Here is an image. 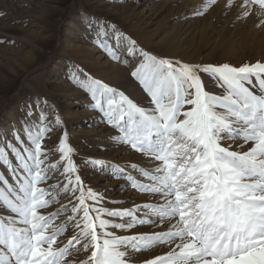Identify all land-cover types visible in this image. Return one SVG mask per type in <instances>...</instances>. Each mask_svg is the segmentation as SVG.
<instances>
[{"label":"snow or ice","instance_id":"snow-or-ice-1","mask_svg":"<svg viewBox=\"0 0 264 264\" xmlns=\"http://www.w3.org/2000/svg\"><path fill=\"white\" fill-rule=\"evenodd\" d=\"M216 2L208 0L193 15H204ZM232 6L233 0H227L226 9ZM253 16L264 17V0H242L237 19ZM257 27H264V19ZM96 43L112 60H119L122 51L133 58L130 77L143 100L82 70L80 86L92 110L118 131V142L150 162L146 169L132 166L143 181L122 169L119 175L130 188L161 202L106 208L104 196L78 173L66 129L57 147L63 162L58 183L40 187L51 179L49 167L58 170L55 164L47 166L44 144L55 128L44 125L47 113L39 104L29 105L0 148V164L7 170V176L0 175L5 213L0 217V264H62L73 250L88 253L81 264H133L136 253L156 246L163 251L144 257L143 264H264V61L192 63L147 51L109 24L98 31ZM206 81L219 92L209 91ZM54 123H63L59 115ZM61 184L63 195L70 194L74 202L70 198L69 204L41 214L59 202ZM142 208L147 218L137 215ZM146 223L165 228L151 234L114 231ZM69 225L73 234L54 248Z\"/></svg>","mask_w":264,"mask_h":264},{"label":"rangeland","instance_id":"rangeland-1","mask_svg":"<svg viewBox=\"0 0 264 264\" xmlns=\"http://www.w3.org/2000/svg\"><path fill=\"white\" fill-rule=\"evenodd\" d=\"M224 1L217 0L204 15L194 16L193 13L201 10L208 0H0V13H4L0 15V148L6 138L11 139L10 130L19 127L27 107L39 104L47 113L44 125L51 123L55 128L44 138L47 166L55 164L58 169L49 167L51 179L40 187L58 183L56 177L61 176L63 162L57 147L61 132L66 129L78 173L86 186L104 196L106 208L131 209L135 205L160 203L159 198L130 188L129 182L119 175L118 170L122 169L125 175L143 181L132 166L146 169L150 162L120 144L118 131L107 126L92 110L88 94L80 86V81L85 79L81 70L136 100H143L140 86L130 77L132 69L128 62L133 58L122 51L119 60H112L97 46V33L104 24L114 25L120 32L130 35L147 51L192 63L240 65L264 61V27H257L264 18L237 19L238 0H233L231 10L226 9ZM208 27L209 31L202 33ZM202 35L205 39H201ZM260 39H263L260 42L263 50L259 55L255 51H242V43ZM223 41H229L228 46L233 47L226 50ZM201 44L207 48L200 49ZM187 49L195 50L187 54ZM230 50L238 54L229 56ZM206 85L209 91L219 92L211 81H206ZM55 115L63 122L59 126L54 123ZM0 175L7 176L2 164ZM57 191L62 194L59 202L41 209V214L48 215L69 204L70 194L63 195L62 184ZM71 199L74 202V198ZM4 215L0 209V217ZM69 215L70 211L62 214L53 227L61 225ZM137 215L147 218L149 213L142 208ZM162 229L163 224L154 228L146 223L130 230L114 231L117 235H134ZM72 234L69 225L68 231L53 247H63ZM159 247L136 253L133 264H143V258L150 257L148 255ZM87 255L73 250L62 264H81Z\"/></svg>","mask_w":264,"mask_h":264},{"label":"bare ground","instance_id":"bare-ground-1","mask_svg":"<svg viewBox=\"0 0 264 264\" xmlns=\"http://www.w3.org/2000/svg\"><path fill=\"white\" fill-rule=\"evenodd\" d=\"M238 2V4H236V6H238L239 7V3H242V0H238L237 1ZM224 4H227V0L226 1H224V3H223V5ZM223 7V6H222ZM237 8V7H236ZM221 9V8H220ZM232 14V13H231ZM230 15V14H229ZM233 15V14H232ZM235 16V15H234ZM235 18V17H234ZM264 18V17H263ZM213 19V18H212ZM219 21V20H218ZM248 21V20H247ZM209 22V21H208ZM227 23V22H226ZM231 25V24H230ZM249 27V26H248ZM212 28V27H211ZM231 28V27H230ZM209 29V27L207 28V29H203V31H202V33H205L206 32V30H208ZM264 29V28H263ZM226 30H228V29H226ZM233 30V29H232ZM209 31V30H208ZM249 33V32H248ZM254 33V32H253ZM246 35V34H245ZM201 39H205V35H202V37H201ZM238 39V38H237ZM246 39V38H245ZM244 39V40H245ZM243 40V41H244ZM262 40L263 39H260V41H258V42H252V43H247L246 41L244 42V43H242V51H250V52H252V51H255L257 54L256 55H259L258 53H260V51H262L263 49H261V46H262V44H260V42H262ZM220 43H221V41H220ZM171 44V43H170ZM210 44V43H209ZM227 45V47H226V50H228V49H230V48H232L233 47V45H230V47L228 46V44H229V41H223L222 42V46H224V45ZM235 44V43H234ZM259 44V45H258ZM220 45V44H219ZM201 47H200V49H203V50H205V48H207V46H205V45H200ZM256 47V48H255ZM219 48V47H218ZM264 48V47H263ZM175 49V48H174ZM176 50V49H175ZM195 50V49H194ZM194 50H192V49H187V54H192L193 53V51ZM225 53V52H224ZM229 53H230V55L229 56H236L238 53L237 52H233V51H229ZM246 53H248V52H246ZM239 56V55H238ZM240 56H242V55H240ZM244 57V56H243ZM258 57V56H257ZM225 59H226V57H224ZM242 61H243V58H242ZM164 228H165V225H164ZM163 251V248L162 247H159L158 249H155L153 252H151L148 256H151L153 253H161ZM145 257H147V255L145 256Z\"/></svg>","mask_w":264,"mask_h":264}]
</instances>
